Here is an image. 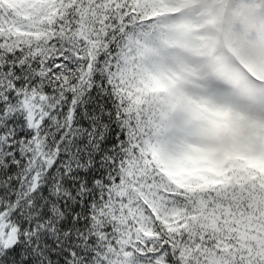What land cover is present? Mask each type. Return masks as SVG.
Returning <instances> with one entry per match:
<instances>
[{
    "label": "snow or ice",
    "instance_id": "snow-or-ice-1",
    "mask_svg": "<svg viewBox=\"0 0 264 264\" xmlns=\"http://www.w3.org/2000/svg\"><path fill=\"white\" fill-rule=\"evenodd\" d=\"M0 264H264V0H0Z\"/></svg>",
    "mask_w": 264,
    "mask_h": 264
}]
</instances>
